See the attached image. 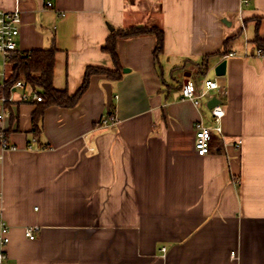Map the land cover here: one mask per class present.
Instances as JSON below:
<instances>
[{"label":"crops","instance_id":"obj_1","mask_svg":"<svg viewBox=\"0 0 264 264\" xmlns=\"http://www.w3.org/2000/svg\"><path fill=\"white\" fill-rule=\"evenodd\" d=\"M21 9L18 51L56 47L53 85L70 94L87 66L113 67L102 49L112 29L157 25L164 47L156 58L154 34L119 39L121 78L94 75L74 107L47 106L38 136L39 103L11 91L0 120L18 146L0 148L5 264H264V50L253 42L264 40V0H22ZM237 33L234 55H221ZM207 79L220 87L198 106L182 98L183 82L200 90ZM214 97L224 137L199 155L195 124H213Z\"/></svg>","mask_w":264,"mask_h":264},{"label":"trees","instance_id":"obj_2","mask_svg":"<svg viewBox=\"0 0 264 264\" xmlns=\"http://www.w3.org/2000/svg\"><path fill=\"white\" fill-rule=\"evenodd\" d=\"M145 34H154L156 36L154 55L157 58L163 52L164 47V31L159 26L133 25L126 28L112 29L102 49L111 57L113 67L87 66L82 82L77 91L73 94H70L67 89L60 90L53 85L54 65L57 53L56 47L34 49L25 52L17 51L12 55L8 62V74L4 82V87L0 84V94L3 92L9 94L13 91L12 86L20 79L25 80L31 88L39 89L43 100L38 102L39 106L33 114V131L35 136H38L43 111L47 106L57 105L62 107H74L88 89L90 80L94 75H103L108 81L120 79L124 68L120 63L118 56V40ZM238 36L239 33L225 40L224 48L220 53L221 55H229L232 52L230 51L231 46ZM253 42L258 50H264V40L259 36H256ZM262 54L263 52H261V55ZM113 109L114 102L106 114L107 117L114 114ZM44 146L48 148L46 144H44Z\"/></svg>","mask_w":264,"mask_h":264},{"label":"built area","instance_id":"obj_3","mask_svg":"<svg viewBox=\"0 0 264 264\" xmlns=\"http://www.w3.org/2000/svg\"><path fill=\"white\" fill-rule=\"evenodd\" d=\"M251 0H241L242 4H249ZM22 0H15V6L12 10L0 9V60L2 61V69L0 70V84L4 87V82L7 77V67L8 62L12 55L18 51V36L20 34V25L22 22ZM46 7L53 8L54 5L51 1L46 2ZM258 55H261V51H257ZM233 56L234 53L229 54ZM220 85L216 79L205 80L202 89L198 90L196 85L187 80L181 85V96L184 99L191 100L195 105H199L201 99L207 94L211 89H217ZM13 89H20L19 101H42V95L39 89L31 88L29 84L23 80H18L13 86ZM15 101L12 92L5 94L4 92L0 94V120H2L7 114V107L9 104ZM210 116L212 120V125L206 124L203 120H199L195 124V148L199 155H206L211 150V144L214 137L217 136L219 139H223L224 130L222 121L225 116V108L221 102L215 103L210 107ZM116 121L115 114L110 117L105 116L101 123L103 126H109L114 124ZM242 141L239 139L235 142V147L240 148ZM0 148L3 150H15L18 148L17 145L10 142L7 133L0 129ZM29 149H33L32 143L28 144ZM46 148L44 145L40 146V149ZM2 157L0 156V159ZM1 219V229H0V264H5V248L10 241L8 235V226ZM35 227L29 226L25 229V234L29 239H35ZM165 247L162 248L163 252Z\"/></svg>","mask_w":264,"mask_h":264},{"label":"water","instance_id":"obj_4","mask_svg":"<svg viewBox=\"0 0 264 264\" xmlns=\"http://www.w3.org/2000/svg\"><path fill=\"white\" fill-rule=\"evenodd\" d=\"M125 71H128L125 69ZM226 72V61L221 62L216 68H215V73L219 76L224 75ZM103 87L106 90V96H107V103H106V108L109 111L112 102H113V93H112V87L110 83H104ZM220 102V100L217 97H214L210 103L209 106L212 107L215 103Z\"/></svg>","mask_w":264,"mask_h":264},{"label":"bare ground","instance_id":"obj_5","mask_svg":"<svg viewBox=\"0 0 264 264\" xmlns=\"http://www.w3.org/2000/svg\"><path fill=\"white\" fill-rule=\"evenodd\" d=\"M191 81V80H190ZM195 84V83H194Z\"/></svg>","mask_w":264,"mask_h":264}]
</instances>
